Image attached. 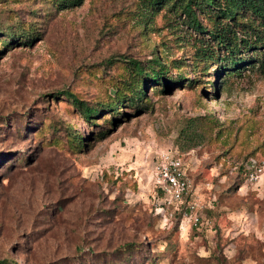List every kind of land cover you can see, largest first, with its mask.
Wrapping results in <instances>:
<instances>
[{
  "label": "rangeland",
  "instance_id": "1",
  "mask_svg": "<svg viewBox=\"0 0 264 264\" xmlns=\"http://www.w3.org/2000/svg\"><path fill=\"white\" fill-rule=\"evenodd\" d=\"M193 9L202 30L171 2L0 0V264H264V168L244 183L237 166L264 157V25L220 18L242 38L233 71L215 11ZM128 59L159 71L139 98ZM174 146L179 216L152 168Z\"/></svg>",
  "mask_w": 264,
  "mask_h": 264
},
{
  "label": "trees",
  "instance_id": "2",
  "mask_svg": "<svg viewBox=\"0 0 264 264\" xmlns=\"http://www.w3.org/2000/svg\"><path fill=\"white\" fill-rule=\"evenodd\" d=\"M81 0H56L58 4H78ZM171 2V5H176V7L180 8L187 16L189 23L193 28L202 30V26L197 21L195 15H194V9L193 7H201L202 5H207L211 9L215 11V17L216 20L212 23L211 28L208 30L210 37L213 39L214 43L216 45L222 46L226 49V52L229 57L230 65L229 69L233 71H237L236 67L241 66L244 59H242L239 55H234V52L238 49L239 43L242 42V38H238L235 34V32L231 29V26L228 25V22H225L224 19H229L232 21L236 20V17L238 15V11H248L252 15L256 16L258 18V21L264 25V0H145V5L148 8H155L160 4ZM220 18H224L223 21ZM253 39L252 40H243L244 45L243 48H247L250 45H253L252 43H256L257 41L261 40V37L259 34H256L253 32ZM33 38V36H31ZM28 36H25L22 41L29 42L31 40ZM244 39V38H243ZM250 42V43H249ZM206 49V48H205ZM205 49L201 51V53L206 54L210 56L211 50H207L205 52ZM151 64H156L160 62V59L158 55L155 54V56L150 60ZM127 63H129L130 71L134 75L133 84H129L127 82V86L130 89V96L129 99H132V97L139 98L143 94V86L140 83L141 79L143 80V77H148L150 79L158 80L159 77V71L155 70L153 68V65L148 66V70H144L141 64L137 60L128 59ZM261 65L264 67V60H261ZM150 67V69H149ZM164 68V67H163ZM160 69V68H159ZM63 93L67 95L78 107L82 115L84 117L89 118L91 114L95 113L98 109L96 105L89 106L86 103L83 102L82 99H79L75 94L68 90H64ZM110 101L107 103L109 104ZM106 104V105H107ZM174 149L180 153L181 151L178 149V147L174 146ZM181 154V153H180ZM245 156L239 163H238V170L240 177H243V167L242 163L243 160L246 158ZM179 211L177 212L178 216L180 215L183 206L178 207ZM177 208V209H178ZM131 242H126L117 247L115 250V253L119 254L122 251H124L126 248H130L132 246ZM113 250V251H114Z\"/></svg>",
  "mask_w": 264,
  "mask_h": 264
},
{
  "label": "built area",
  "instance_id": "3",
  "mask_svg": "<svg viewBox=\"0 0 264 264\" xmlns=\"http://www.w3.org/2000/svg\"><path fill=\"white\" fill-rule=\"evenodd\" d=\"M242 167L244 183H252L264 168V157L248 155ZM152 168L157 187L166 201L173 203L176 208L183 206L182 214H189L192 202L188 198L192 186L185 173L181 154L174 147L160 150L155 154Z\"/></svg>",
  "mask_w": 264,
  "mask_h": 264
}]
</instances>
